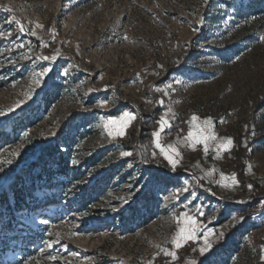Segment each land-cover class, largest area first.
Wrapping results in <instances>:
<instances>
[{"label": "rangeland", "instance_id": "1", "mask_svg": "<svg viewBox=\"0 0 264 264\" xmlns=\"http://www.w3.org/2000/svg\"><path fill=\"white\" fill-rule=\"evenodd\" d=\"M193 261L264 264V0H0V262Z\"/></svg>", "mask_w": 264, "mask_h": 264}, {"label": "snow or ice", "instance_id": "2", "mask_svg": "<svg viewBox=\"0 0 264 264\" xmlns=\"http://www.w3.org/2000/svg\"><path fill=\"white\" fill-rule=\"evenodd\" d=\"M8 11H11V9H8ZM37 27L39 28L40 25H37ZM20 31L21 32L24 31L22 26H20ZM9 35H11V33H9ZM45 47H46V45H45ZM45 59H48V58L45 57ZM51 59L53 61H55L57 59V57L54 56ZM46 75H47V72L42 73L40 76H38L37 77V84H39L40 81L42 80V77L46 76ZM101 106L106 107V105H101ZM135 120H136V117L134 115H132L130 113H125L119 118V120H108L105 123L104 127H105V129L108 130L109 136H111V138H113V139H116L118 136H120L121 133L125 132L128 128H130L132 126V124L135 122ZM197 122H199L202 125V127L199 128L196 133H194L193 131H189L186 139L188 141L195 143L196 145H203L205 155H208V153H209V147H208L209 142L210 141H218V138L212 129L213 121L211 119L199 121V118L196 115H193L191 117V121L189 122L190 128L194 127ZM171 124H172L171 120H168L166 118H162V120L158 122V129L159 130L157 132L153 133V137H154V140L156 142V147L159 148L162 153H165V149L162 148L160 145V137H161L162 133L166 130V128L171 127ZM113 125H119V127L117 129H115L116 135H113V130L109 127V126H113ZM232 145H233V141L230 138L224 139V140H219L217 145H216V148L213 149V151H215L217 153V158H219V156L222 155L223 153L231 152L232 151V147H231ZM193 150H195V148ZM169 154L179 156V152L176 150L175 146H170L169 149L167 150V153H165V159H167L169 164H171L173 169H175L177 167V164L173 161V159L170 158ZM125 155H131V153H125ZM212 174H213L212 172L208 173V175H212ZM220 179L221 180L230 179L232 182V185L238 186V183L236 181V177L234 174L231 177L221 176ZM221 186L226 187V188L230 187V185H228V184H222ZM186 190L187 189H185V191ZM181 220L182 221L187 220L188 224L195 225V221H193L190 217H187V216L181 217ZM196 231H197V228H192L189 232H187V234H185V229L181 228L180 231L178 232L177 236L173 238L176 241V243L174 245L175 248L176 249L183 248L185 246V243L192 239V237L195 235ZM181 241H183V242H181ZM204 243H205V247L200 249L201 255H204L205 251L210 250V248H211V244L207 243V241H205ZM166 254L168 256L172 257L173 260H176L179 258L176 255V253H174V252H167ZM192 264H195V262L193 261Z\"/></svg>", "mask_w": 264, "mask_h": 264}, {"label": "trees", "instance_id": "3", "mask_svg": "<svg viewBox=\"0 0 264 264\" xmlns=\"http://www.w3.org/2000/svg\"><path fill=\"white\" fill-rule=\"evenodd\" d=\"M163 84V82H161L160 84H159V87L161 86ZM164 170H163V173H165V175L167 174V172H166V169L165 168H163ZM147 171H150V172H155V171H153V170H151V169H147ZM156 171H158V170H156ZM13 195H14V202H15V204L17 205L20 201H23V199L22 200H19V198H18V192H17V190L15 189V190H13ZM7 202V200H6V198L5 197H2V202H1V204L3 205L4 203H6ZM5 205V204H4ZM193 257H195V256H193ZM206 257H198V259H200V260H203V259H205ZM0 264H4L3 262H0ZM186 264H192V263H186ZM196 264V263H195Z\"/></svg>", "mask_w": 264, "mask_h": 264}, {"label": "bare ground", "instance_id": "4", "mask_svg": "<svg viewBox=\"0 0 264 264\" xmlns=\"http://www.w3.org/2000/svg\"><path fill=\"white\" fill-rule=\"evenodd\" d=\"M51 207L48 209L50 212L53 210V207H54V205H50ZM43 214V211H40V213L38 214V215H36L35 217V221H39L40 223H42L43 221H41V219H40V216ZM45 222V221H44Z\"/></svg>", "mask_w": 264, "mask_h": 264}]
</instances>
